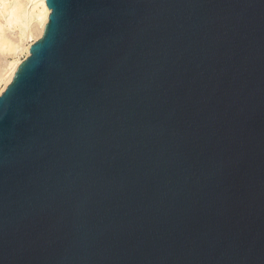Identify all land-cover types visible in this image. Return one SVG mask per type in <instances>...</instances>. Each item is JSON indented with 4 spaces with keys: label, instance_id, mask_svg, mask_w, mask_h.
<instances>
[{
    "label": "water",
    "instance_id": "water-1",
    "mask_svg": "<svg viewBox=\"0 0 264 264\" xmlns=\"http://www.w3.org/2000/svg\"><path fill=\"white\" fill-rule=\"evenodd\" d=\"M47 5L0 94V264H264V0Z\"/></svg>",
    "mask_w": 264,
    "mask_h": 264
},
{
    "label": "bare ground",
    "instance_id": "bare-ground-1",
    "mask_svg": "<svg viewBox=\"0 0 264 264\" xmlns=\"http://www.w3.org/2000/svg\"><path fill=\"white\" fill-rule=\"evenodd\" d=\"M50 14L47 0H0V51L15 57L25 51L29 56L33 43L44 34ZM10 28L19 29L17 40L7 34ZM30 38L31 41L35 38V41L26 46L25 42ZM11 61L0 70V83L4 82L5 85L0 94L12 82L23 62L17 58Z\"/></svg>",
    "mask_w": 264,
    "mask_h": 264
},
{
    "label": "rangeland",
    "instance_id": "rangeland-1",
    "mask_svg": "<svg viewBox=\"0 0 264 264\" xmlns=\"http://www.w3.org/2000/svg\"><path fill=\"white\" fill-rule=\"evenodd\" d=\"M18 32H19L18 28H12V29L10 28L9 30H7V34L9 35L10 38L12 37L13 40H17ZM33 39L35 41V38H33ZM34 41H31V38H30L27 42H25V45L26 44L29 45L30 43H32ZM16 58L19 59L20 61H24L27 58L25 51L20 52L18 55H16V57L11 55V54H7V53L0 51V70L4 69V67L8 64V62H12L11 60L14 61ZM3 85H4V82H1L0 83V92L3 90V88L5 86V85L4 86Z\"/></svg>",
    "mask_w": 264,
    "mask_h": 264
},
{
    "label": "snow or ice",
    "instance_id": "snow-or-ice-1",
    "mask_svg": "<svg viewBox=\"0 0 264 264\" xmlns=\"http://www.w3.org/2000/svg\"><path fill=\"white\" fill-rule=\"evenodd\" d=\"M55 6V5H54Z\"/></svg>",
    "mask_w": 264,
    "mask_h": 264
}]
</instances>
